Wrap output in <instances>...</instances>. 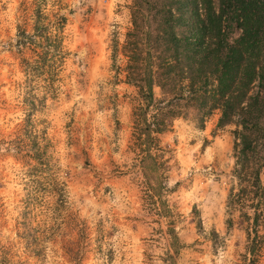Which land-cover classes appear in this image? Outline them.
<instances>
[{
    "label": "rangeland",
    "instance_id": "374dc122",
    "mask_svg": "<svg viewBox=\"0 0 264 264\" xmlns=\"http://www.w3.org/2000/svg\"><path fill=\"white\" fill-rule=\"evenodd\" d=\"M139 10L0 0V264H264V209L228 204L236 127L180 102L149 132L172 96Z\"/></svg>",
    "mask_w": 264,
    "mask_h": 264
},
{
    "label": "trees",
    "instance_id": "16d2710c",
    "mask_svg": "<svg viewBox=\"0 0 264 264\" xmlns=\"http://www.w3.org/2000/svg\"><path fill=\"white\" fill-rule=\"evenodd\" d=\"M136 1L141 12L134 15L135 27L152 28L146 32L154 42L156 74L172 96L149 132L164 133L167 121L181 116L180 102L204 111L203 119L218 110L219 127H236L233 174L239 188L228 204L240 207L250 221L244 208L253 210L257 225L264 209V0ZM234 30L239 36L231 41ZM173 83L180 89L171 88ZM148 90L147 100L154 103ZM256 243L254 238L252 246Z\"/></svg>",
    "mask_w": 264,
    "mask_h": 264
}]
</instances>
